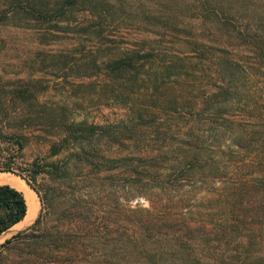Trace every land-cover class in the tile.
Instances as JSON below:
<instances>
[{
	"label": "trees",
	"instance_id": "obj_1",
	"mask_svg": "<svg viewBox=\"0 0 264 264\" xmlns=\"http://www.w3.org/2000/svg\"><path fill=\"white\" fill-rule=\"evenodd\" d=\"M4 1L0 24L12 11L58 27L74 21L76 4L95 13L90 6L94 0ZM223 9L215 12L224 26H217L216 35L226 42L216 51L217 75L210 87L200 83L196 90L194 85L200 74H207L199 67L200 58L194 63L181 57L163 60L153 46L118 48L100 62L97 54L89 63L83 57L73 65L103 71L87 86L94 90L100 84L106 99L111 97L128 110L115 122L77 118L64 103L46 114L45 122L54 130L52 153L66 149L77 164L87 166L92 173L76 175L74 183L99 186L92 192L78 188L76 193L74 187L65 190L59 184L38 182L37 175L44 171L58 176L60 166L36 159L22 167L17 152L24 144L23 132L18 130L23 124L10 132L0 130V172L22 176L40 201L32 223L0 243V264H128L132 256L134 264L179 260L183 264L193 260L180 257L184 251L199 264H243L241 257L230 262L217 256L199 257L197 247L204 242L209 253L220 254L221 243L223 249L230 245L229 233L238 252L249 249L255 238L264 240V107H251L235 97L240 84L227 72L237 65H264V33L252 22H233ZM229 45L237 52L230 51ZM241 45L252 53L251 59L239 53ZM34 86L29 79L18 78L0 100L39 103L40 89ZM24 117L30 123L41 118ZM200 121L206 125L197 124ZM9 138L16 144L13 151L2 146L11 142ZM196 187L207 193L209 209L217 205L231 212L229 219L226 215L225 221H214L220 231L216 239L206 236L199 242L195 223L185 218L191 204L186 192ZM136 196L146 198L148 207L126 204ZM28 209L21 190L0 183V236L20 222ZM202 221L203 227L212 222Z\"/></svg>",
	"mask_w": 264,
	"mask_h": 264
},
{
	"label": "rangeland",
	"instance_id": "obj_2",
	"mask_svg": "<svg viewBox=\"0 0 264 264\" xmlns=\"http://www.w3.org/2000/svg\"><path fill=\"white\" fill-rule=\"evenodd\" d=\"M93 4L90 6L95 13H90L87 6L76 4L74 21L69 24L62 22L58 24L59 27L35 19L23 11L19 12H22V16L12 11L4 19L5 23L0 24V99L11 91L12 82L15 83L18 78L29 79L34 82L36 90L40 89L36 97L39 103L31 100L21 103L7 98L3 103L0 100V130L10 132L17 129L15 126L23 124V129L18 130L23 132L24 144L17 152V159L22 162V167H27L36 159L42 164L53 162L60 166L58 176L51 177V174L44 171L37 175L38 182L59 184L65 190L82 188L84 193L92 192L94 187L99 186H77L74 183L76 175L81 176L90 172V169L84 164H77L66 149L57 154L52 153L50 138L54 130L45 122L47 112L64 103L73 108L77 118L115 122L126 116L128 110L124 104L114 102L111 97L106 99L99 89L100 84L94 90L87 86L100 78L103 71L96 68H73L76 62L80 63L84 57L88 60L86 63H89L90 57L97 54V61L100 62L106 54L113 56L111 52L118 48L158 47L159 49H153L163 56V60L181 57L194 63L200 58L199 67L205 68L207 74L201 76L198 72L199 79L194 83L197 90L200 83L210 87V81L215 80L217 74L214 67L218 60L216 51L220 46L224 47L223 42H226L223 37L216 35V32L220 33L217 26L224 28L217 21V8H224V11L229 12L224 15L231 16L233 22H252L264 33V0H94ZM6 5L4 0H0V8ZM261 41L264 43V40ZM244 47L246 46H240L239 53L244 55L243 58L251 59L252 53L247 49L244 51ZM228 48L237 52L236 47L229 45ZM233 69L227 71L228 75L239 81L241 90L237 94L239 96L235 97H241V102H247L251 107H264V65H237ZM81 82L83 84L76 86ZM27 114H36L41 118L37 117L38 121L30 123L25 121L24 116ZM197 124L206 125L202 121ZM9 140L11 142L4 141L2 146L13 151L16 144L13 143V138ZM186 194L190 195L191 204L187 207L185 218H191L190 222L195 223L194 234H197L198 241L204 240L206 236L216 239L220 231L214 221H225L223 218L226 215L229 219L231 212L228 213V210L217 205L209 209V201L205 197L207 193L205 190L200 191L199 187ZM140 197L143 196L132 197L126 204L130 205L132 201L141 204L138 201ZM171 209L172 212L178 210ZM210 210L214 215L209 214ZM202 220L212 222L203 227ZM17 231V228H11L1 235L0 243ZM226 237L230 240V245L223 249L221 243L220 254L209 253L204 242L199 243L196 254L206 258L217 256L221 258L220 261L224 259L228 262L241 257L240 259H244L243 264H264V240L255 238L256 241L249 249L240 248L238 252L233 248L237 243L235 237L230 233ZM209 246L212 245L209 243ZM185 252L188 251L180 253V257L187 255L193 260L183 264H199L193 256L188 255L190 253ZM135 260L136 257L132 256L128 264H134ZM181 261L183 260H179L180 264Z\"/></svg>",
	"mask_w": 264,
	"mask_h": 264
},
{
	"label": "bare ground",
	"instance_id": "obj_3",
	"mask_svg": "<svg viewBox=\"0 0 264 264\" xmlns=\"http://www.w3.org/2000/svg\"><path fill=\"white\" fill-rule=\"evenodd\" d=\"M0 183H9L14 185L18 189L22 190L25 194V197L29 205L28 214L26 218L23 221H21L19 224L12 227V229L14 228L21 229L29 225L31 221H33V219L35 218L37 214V210L39 208V200L36 192L33 191L28 184L27 186L25 185L26 181L23 178L11 173L0 172Z\"/></svg>",
	"mask_w": 264,
	"mask_h": 264
},
{
	"label": "crops",
	"instance_id": "obj_4",
	"mask_svg": "<svg viewBox=\"0 0 264 264\" xmlns=\"http://www.w3.org/2000/svg\"><path fill=\"white\" fill-rule=\"evenodd\" d=\"M2 172H6V173H12V172H7V171H2ZM12 174H15V175H18V176H20L19 174L15 173V172H14V173H12ZM20 177H21V178H23L22 176H20ZM23 179H24V178H23ZM24 180H25V179H24ZM25 181H26V180H25ZM6 184H9V183H6ZM27 184H28V183L26 182V183H25V185L27 186ZM9 185H11V186L15 187V186H14V185H12V184H9ZM28 185H29V184H28ZM29 186H30V185H29ZM29 186H28V187H29ZM30 187H31V186H30ZM15 188H17V187H15ZM31 188H32V187H31ZM17 189H18V188H17ZM32 189H33V188H32ZM19 190H20V189H19ZM33 190H34V189H33ZM21 191H22V190H21ZM34 191H35V190H34ZM35 192H36V191H35ZM22 193L24 194V192H23V191H22ZM36 194H37V193H36ZM24 197H25V194H24ZM37 197H38V195H37ZM25 198H26V197H25ZM38 200H39V197H38ZM26 201H27V199H26ZM27 206H28V202H27ZM39 207H40V201H39ZM38 210H39V208H38ZM38 210H37V213H38ZM26 211H27V214H28V210H26ZM25 214H26V213H25ZM27 214H26V215H24V216L26 217V216H27ZM36 215H37V214H36ZM25 217H24V218H22V220H24V219H25ZM20 220H21V219H20ZM20 220H19V221H20ZM22 220H21V221H22ZM33 220H34V219H33ZM21 221H20V222H21ZM20 222H18V223H20ZM16 223H17V222H16ZM18 223H17V224H18ZM31 223H32V222H31ZM31 223H30V224H31ZM14 224H15V223H14ZM14 224H13V225H14ZM17 224H15V225H17ZM13 225H12V227H14V226H15V225H14V226H13ZM27 226H28V225H27ZM10 227H11V226H10ZM10 227H9V228H10ZM12 227H11V228H12ZM25 227H26V226H25ZM25 227H23V228H25ZM11 228H10V229H11ZM23 228H21V229H23ZM8 230H9V229H8ZM18 230H20V229H18Z\"/></svg>",
	"mask_w": 264,
	"mask_h": 264
},
{
	"label": "clouds",
	"instance_id": "obj_5",
	"mask_svg": "<svg viewBox=\"0 0 264 264\" xmlns=\"http://www.w3.org/2000/svg\"><path fill=\"white\" fill-rule=\"evenodd\" d=\"M138 201L143 204L144 207H148V202L147 200H145L143 197L138 198ZM137 204V201H132L130 206L135 208Z\"/></svg>",
	"mask_w": 264,
	"mask_h": 264
}]
</instances>
